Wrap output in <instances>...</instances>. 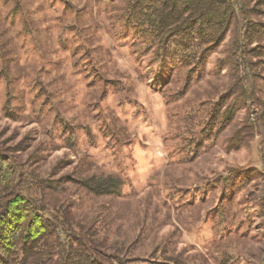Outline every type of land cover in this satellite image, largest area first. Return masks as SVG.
<instances>
[{
	"label": "rangeland",
	"instance_id": "374dc122",
	"mask_svg": "<svg viewBox=\"0 0 264 264\" xmlns=\"http://www.w3.org/2000/svg\"><path fill=\"white\" fill-rule=\"evenodd\" d=\"M129 2L0 0V148L30 193L63 184L55 196L122 264H264V52L256 67L239 61L253 95L207 135L228 36L198 67L163 62ZM174 43L169 55H192ZM233 169L238 187L224 189ZM90 177L116 187L64 182Z\"/></svg>",
	"mask_w": 264,
	"mask_h": 264
},
{
	"label": "trees",
	"instance_id": "16d2710c",
	"mask_svg": "<svg viewBox=\"0 0 264 264\" xmlns=\"http://www.w3.org/2000/svg\"><path fill=\"white\" fill-rule=\"evenodd\" d=\"M128 11L127 19L133 26L157 41L163 62L167 57H180L184 64L198 67L228 36L227 53L220 66H227L229 85L213 102L200 132L208 135L222 130L235 110L253 95L240 76L239 61L248 69L256 67L264 52V20H260L264 17V0H130ZM171 43L192 55H169ZM22 173L0 148V264L123 263L115 254L104 252L110 247L104 238L96 236L92 221L76 219L72 205L55 196L63 184L36 181V191L30 193ZM240 173L244 172L229 170L223 188L238 187L233 177ZM64 182L95 195H109L116 187V183L93 177ZM177 261L164 258L150 264H180Z\"/></svg>",
	"mask_w": 264,
	"mask_h": 264
}]
</instances>
